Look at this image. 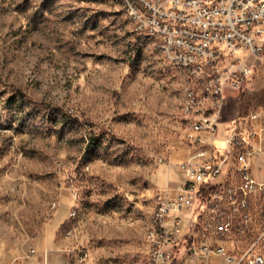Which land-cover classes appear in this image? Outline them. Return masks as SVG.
I'll return each mask as SVG.
<instances>
[{
  "label": "rangeland",
  "instance_id": "374dc122",
  "mask_svg": "<svg viewBox=\"0 0 264 264\" xmlns=\"http://www.w3.org/2000/svg\"><path fill=\"white\" fill-rule=\"evenodd\" d=\"M254 62L245 87L227 95L226 124L264 107V57ZM182 102L176 70L118 0H0V241L9 254L50 246L54 264H69L61 248L76 242L64 236L73 180L86 264H145L156 193L183 179ZM54 199L56 215L43 218ZM252 216L249 242L264 229V193Z\"/></svg>",
  "mask_w": 264,
  "mask_h": 264
},
{
  "label": "built area",
  "instance_id": "2783aa9c",
  "mask_svg": "<svg viewBox=\"0 0 264 264\" xmlns=\"http://www.w3.org/2000/svg\"><path fill=\"white\" fill-rule=\"evenodd\" d=\"M121 7L133 12L138 32L160 42L186 89L180 129L188 157L178 166L182 181L156 193L148 264H264V229L247 240L252 204L264 193V107L227 124L220 119L227 95L245 87L264 57V0H123ZM65 188L72 203L64 236L76 242L61 249L69 264H86L90 250L78 242L74 212L78 188L73 180ZM59 207L54 199L41 216L51 219Z\"/></svg>",
  "mask_w": 264,
  "mask_h": 264
},
{
  "label": "crops",
  "instance_id": "0c3cea01",
  "mask_svg": "<svg viewBox=\"0 0 264 264\" xmlns=\"http://www.w3.org/2000/svg\"><path fill=\"white\" fill-rule=\"evenodd\" d=\"M71 203H72V201H71ZM77 206H78V203H77ZM56 213H55V215H56ZM7 247H8L7 244L0 241V264H12V263H15V264H44V263L54 264L53 258H55V257L53 255V253H51V247L50 246H45L43 248H35L34 247L36 252L34 254H32L31 256H28L29 251H26L25 253L18 255V256H15V257L12 254H9V250L7 249ZM59 248H61V247H59ZM67 259H68V257H67Z\"/></svg>",
  "mask_w": 264,
  "mask_h": 264
},
{
  "label": "bare ground",
  "instance_id": "6f19581e",
  "mask_svg": "<svg viewBox=\"0 0 264 264\" xmlns=\"http://www.w3.org/2000/svg\"><path fill=\"white\" fill-rule=\"evenodd\" d=\"M118 2L120 3L121 6L123 5V0H118ZM126 13L130 19V22L134 26V29L136 30L133 12H126ZM142 34L146 35L147 37H149L151 39L154 51L159 56H161V53H159L160 42L157 41V39L154 37V35H151L150 33H142ZM182 85H183V96H186V89H184V81H182ZM184 104H185V97H183L182 107L184 106ZM236 163H238V156H231V160H229V167H236ZM212 189H219V182H212ZM154 206H157V202L155 203ZM74 212L76 215V211H74ZM152 226H153V211L151 212L147 229H152ZM145 264H148V255H147V259H146Z\"/></svg>",
  "mask_w": 264,
  "mask_h": 264
}]
</instances>
